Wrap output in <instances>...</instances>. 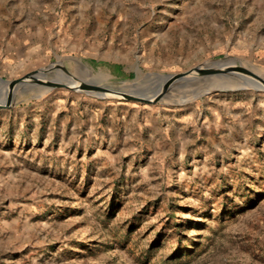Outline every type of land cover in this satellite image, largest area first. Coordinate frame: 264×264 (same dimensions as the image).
Here are the masks:
<instances>
[{"label":"rangeland","instance_id":"1","mask_svg":"<svg viewBox=\"0 0 264 264\" xmlns=\"http://www.w3.org/2000/svg\"><path fill=\"white\" fill-rule=\"evenodd\" d=\"M214 59L264 83V0H0V77L52 66L0 98V264H264V89Z\"/></svg>","mask_w":264,"mask_h":264},{"label":"bare ground","instance_id":"2","mask_svg":"<svg viewBox=\"0 0 264 264\" xmlns=\"http://www.w3.org/2000/svg\"><path fill=\"white\" fill-rule=\"evenodd\" d=\"M79 71L81 72V74L78 77L75 76L73 78H70V77L63 76L62 78H52L51 81H61V80H63V81H66L67 83H69L70 85L74 86L76 89H84L85 91H87L89 93H92V94H95V95H100L101 91L96 90L92 86H95V87L96 86H102V85H99V83H98L99 80L102 77L101 73L95 74L91 70H87V68H85V67L82 68V69H79ZM40 74L43 77H47V73L41 72ZM203 74L205 75L204 81L203 82H198L199 83L198 87L199 86L201 87V92H205L207 90H211L212 88H215L217 86H221V87H241V88H243V87H255V88H263L264 89V83L262 84L263 78H262V81L259 80V79L258 80L252 79V80L248 81V80L244 79V78H247V77H243V76L222 75V74H214L213 75L212 73L211 74L203 73ZM191 75H193V74H191ZM98 76H99V80H98ZM180 78H181V76H176L175 78H173V80L171 82H169L168 85H171V86L173 85V87H176L177 85L183 83V81H181ZM116 85L117 84H115V86ZM103 87H106V88L109 89V92L103 93L104 95L102 94L103 96H114L115 95L114 91L116 89L119 88L122 91H134V90H136V89H138L140 87V83L138 82V80H132V81H124L122 86H120L118 88L114 87V86H111V85H107V86L103 85ZM2 90L5 91L3 93V95H5L6 92L9 91L8 85L5 84L4 88ZM12 93H13V91H12Z\"/></svg>","mask_w":264,"mask_h":264},{"label":"water","instance_id":"3","mask_svg":"<svg viewBox=\"0 0 264 264\" xmlns=\"http://www.w3.org/2000/svg\"><path fill=\"white\" fill-rule=\"evenodd\" d=\"M210 66H207L206 64H202L200 66H196L194 67V69H192L191 71H195L196 73H209V74H227V75H233V76H243V77H251V79H261V77H259L258 75H255L254 73L248 71L247 69L244 68H239V67H233V66H228L224 63V61L220 60V59H214L212 62L209 63ZM51 65L39 68V69H35L32 70L28 73H26L25 75H23L22 77L15 79V80H6L4 78L0 77V82H3L4 84L8 85V89L9 91L12 90L15 86L17 85H21L23 83L28 82L29 80H33V79H39L41 81L43 76H41V72L47 73L51 70ZM63 70V72L66 75H70V72L65 69V68H61ZM185 73L180 74V75H168L165 82L160 86L164 88H160L156 89V91L154 90V92L152 93L151 91L153 90V88H138L134 91H122L120 89H116L114 91V93H118L121 94L122 96L129 98V99H133V100H139V101H146V100H150L152 95H156L159 94L162 90L167 89L169 86V82H171L173 80V78H175L176 76H184ZM49 83L53 84V85H60L62 83H60L59 81H49ZM93 88H95L96 90L101 91L100 96H103L105 92L109 91L108 88L103 87V86H92ZM159 90V91H158ZM5 91H0V98L2 97L3 93ZM103 94V95H102ZM0 105H3V102H0Z\"/></svg>","mask_w":264,"mask_h":264}]
</instances>
